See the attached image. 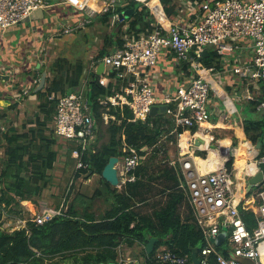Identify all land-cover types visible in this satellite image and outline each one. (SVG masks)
<instances>
[{"label":"built area","instance_id":"built-area-1","mask_svg":"<svg viewBox=\"0 0 264 264\" xmlns=\"http://www.w3.org/2000/svg\"><path fill=\"white\" fill-rule=\"evenodd\" d=\"M91 1L0 0V30L4 32L29 17L32 11L58 2L86 15L85 19L73 26L63 28L64 33H70L90 22L97 11ZM93 1H101V10L106 11L115 0ZM136 1L148 6L157 19V25L151 32L139 36L126 35L122 46L104 54L100 60H92L94 70L99 62L104 65L99 74V83L104 86L113 84L111 89L114 94L99 98L98 102L106 109L117 108L121 114L126 110L131 115V121H145L153 105H165L164 113L172 118L176 128H185L177 133L179 155H192L196 149L202 148V144L195 145L194 140L197 137L203 140L201 135H208L212 130L213 125L209 124L211 115L221 111L225 100L233 104L219 81L218 75L223 69L206 66L202 62L205 48L212 47L223 64V57L232 54L239 41L248 40L246 46L250 48V55L224 71L238 76V84L242 87L236 95L237 101L240 98L258 101L256 97L261 93L259 81L264 80V0H203L198 4L201 19L183 23L165 17L158 0ZM168 51L174 53V64L185 67L190 75L165 92L156 93L148 71L156 66L159 56ZM87 82L88 79L82 75L80 85L73 91L49 95V99L56 102L52 119L54 133L75 143L76 147L71 152L72 157L76 158V169L85 166L82 154L96 137L91 105L83 91L84 87L88 89ZM116 83L118 88H115ZM27 91L24 88L13 95L22 97ZM256 108L264 109V99L257 103ZM103 119L108 123L115 116L104 112ZM191 128L196 130L191 132ZM209 137L212 140L213 136ZM221 144L220 140L217 150H222ZM262 146L258 152L250 148L251 156L244 163L242 175L250 177L257 172L258 164L264 163V141ZM223 148L227 150L223 161L206 172H201L189 160L182 161L188 201L205 241L198 250L200 264H210L211 256L215 264H245L243 259L250 260L252 264H264V187L256 191V197L245 200L243 209H251L255 219L253 227L248 228L238 207L247 193L244 189L246 186L241 185L240 179L237 180L235 176L234 171H239L237 166L234 169L226 167V162L236 156L237 148L231 147V144ZM123 151L125 153L116 163L121 185L134 180L133 171L144 159L135 148L124 147ZM29 208L32 214L29 219L37 224H43L66 211L62 204L54 207L44 205L39 210L33 206ZM222 227L227 229L226 237L231 247L227 255L216 249L215 239ZM153 264H192V260L189 254H178L163 248L155 252Z\"/></svg>","mask_w":264,"mask_h":264},{"label":"trees","instance_id":"trees-1","mask_svg":"<svg viewBox=\"0 0 264 264\" xmlns=\"http://www.w3.org/2000/svg\"><path fill=\"white\" fill-rule=\"evenodd\" d=\"M160 1L168 15L176 14L174 0ZM125 9L131 12L126 18H117L115 23L118 32L125 24L127 28L124 34L127 35L139 36L141 33L151 32L154 28L153 15L148 7L135 0H127L122 7H109L103 12L105 22ZM112 37L113 35L105 38L106 49L99 53L97 60L107 52L108 42H111ZM122 37L123 35H115L116 47L124 43ZM203 62L206 66L221 67L220 59L214 51L204 57ZM83 69L84 65L79 61L72 63L65 57H58L50 64L43 89L33 92L39 103L38 112L25 122L30 125L23 132L12 126L2 132L5 146L0 168V264H48L45 263L46 260H50L49 264H125L124 261H119L118 249L122 243L130 247L134 244L143 245L145 264H153L154 252L162 244L178 254L190 255L192 248L200 250L205 244L204 236L194 220L188 198L181 187L183 176L180 169L167 160L164 142L159 145L163 137L176 141L177 133L182 128L179 127L177 133L173 132L174 122L166 113L149 115L145 121H131V115L126 110L121 114L117 108H104L98 99L114 94L111 89L113 84L101 85L96 72L91 74L87 98L96 124L97 138L82 154L85 166L75 169L74 178L82 174H98L107 190L96 189L93 196L106 194L108 208L98 217L88 210L80 213L70 204L65 213L56 215L43 224L27 218L22 227L10 231L1 227L5 212L17 214L24 219L21 202L35 201L48 186V170L54 168L58 156L55 148L57 135L53 126L49 125L56 102L49 99V95L63 94L77 88ZM118 87L116 83L115 88ZM259 98L264 99V84ZM104 112L113 114L115 119L105 123ZM21 128H25V124ZM230 128L231 125L226 130L231 132ZM243 129L251 142L264 141V119L246 116L243 119ZM103 133L108 137L98 144L97 139ZM229 136L235 144L233 135ZM75 147L74 142H69L68 154ZM124 147L135 148L144 159L133 171L134 180L126 181L120 187H113L101 176V171L110 156L120 157L125 153ZM160 154L162 157L158 159ZM226 167H232V158L226 162ZM263 187L264 183L257 186V189ZM143 207H147V211H143ZM241 213L248 228H251L254 224L252 214L248 211ZM149 236L162 240L157 241L154 249L147 254L144 245ZM222 253L228 254L225 249ZM57 257L60 259L51 261ZM211 261L210 264H215L212 256Z\"/></svg>","mask_w":264,"mask_h":264},{"label":"crops","instance_id":"crops-1","mask_svg":"<svg viewBox=\"0 0 264 264\" xmlns=\"http://www.w3.org/2000/svg\"><path fill=\"white\" fill-rule=\"evenodd\" d=\"M115 1L110 6V8L113 9L115 7H122L127 2V0H122V2L115 5L114 4ZM181 1H182V4L184 7L176 4V0H174V3L176 4V8H177L176 14L168 15L164 10V7H163L161 1L158 0V2L161 3V5L163 7V10L165 12V17H167L168 19L173 20V21H178L181 23L187 22V21H189V22L199 21L201 19L202 12L200 10V7H198V4H200V2L203 0H181ZM91 3L95 6L97 11H102L101 6L103 5V3L101 1H93L92 0ZM138 3L146 6L142 2L138 1ZM146 7H148V6H146ZM41 10L43 13L41 17H37V18L27 17L22 22H20L18 25L11 27L12 28L11 30L24 29L26 31L25 34H27V32H28V34H30L32 36L31 43H28V45L21 51L14 49V48H11L12 46H11L9 40L12 37H10V38L7 37V35H10L7 33V31L10 28L4 32H2L0 30V73L9 75L8 81H1L0 82V108H2V109L7 108L9 106V104H11V102H18L15 104L19 108L21 106L20 100H22L24 97H26L27 101L33 100V99H35V100L38 99L37 95L33 92H35V88L37 87V85L40 81V77H41L42 72H46V77H47V74H49V66H50V64L45 66V64L43 63V60L40 58L41 52H44V51L51 52L53 50V46L56 44L58 45L57 47L60 48L58 41H61L62 38L64 37V35L70 34V33H64L63 26L67 25L68 23H74L75 24L76 22L85 19V16H86L85 13L80 12V11H75L71 6H69L67 4H61L58 2H53L49 7L43 8ZM126 11H127V14L125 13ZM103 12H105V11H102V13H98V15H96L94 18H92V20L90 19L89 23H91L90 25L97 24V26H98V28L96 29L97 33H96L94 38L97 41V45L101 44V46H102L99 53L103 49H106L105 45L107 44V42L104 41L105 38H107V37L109 38V37H111V35H113L111 42H108V46H107L108 50L106 52V53H108V52L112 51L117 46V43L115 40V35L121 36V33L116 32L117 30H115V28H112L110 31H108V33L106 35H102L105 33L104 31L107 29V25H109V23L105 22V20H104ZM130 12H131V10L125 9V10L119 12L118 14H115L116 17L113 19L117 20L118 17H119V19L126 18L127 16L130 15ZM121 14H122V16H121ZM152 19H153V21H152L153 24L157 25L156 17L152 16ZM111 24L113 25L114 23L111 22ZM124 27L126 29L127 24H125ZM87 28H89V27H87ZM73 31H77V29H73L71 32H73ZM248 43H249L248 40L239 41L237 49L232 54H230L229 56L223 57V64L221 63V67H220V69H223V72H221L218 75L219 81L223 87V90L225 91L227 97L229 99H232L233 104H230L227 100H225V103L223 102V105L220 107L221 111H219L218 113L215 112L211 115V119L209 121V124L213 125L211 128L212 130H211V132L209 131L208 135H205V136L202 135L203 140L200 143V144H202L201 149H196L192 155H189V154L184 155V156L179 155V158H178L179 162H176L174 160L169 161V163L171 165L180 169L182 176H183V172H182V161L183 160H189L190 162L193 163V165H196L201 172H204V171L201 169L200 161L206 159L208 156H211L215 159H217V157L220 156V157H222V161H223V158H224L223 155L226 152L225 151L226 148H223V147L229 146V144H231V147H232L233 142H232L231 137L221 139L222 150L221 151L217 150V149L212 150L209 147L210 146L209 141H211L209 136L210 135L213 136L212 132L216 129H221V128L227 129V127L231 125L230 130L232 132L233 138L235 139V141H237V145L234 147L238 148V147H241V144H243V143L247 144V150L249 152V156H246L244 158V163L251 156L250 148H252L253 150L255 149V151L258 152V150L261 151L260 149H262V147H263L262 146L263 140H261L262 142L260 144V147L257 148L256 144L258 141L257 142H251L246 137L244 129H243V119L245 117H244V115L240 116V114L238 113L237 105H236L237 102L244 101L245 106L247 105L246 107H248V108L250 107L253 110H259L256 108V106H257V103L260 101L259 97H260L261 93L259 96L256 97V98H258V101H256V100L255 101H253V100L248 101V100L241 99V98L238 99V101H237L236 95L239 93L238 91H240V89L242 87V86H239V84H238V76L232 74L231 72H225L224 71L225 68H229L232 65H236L237 63L243 62L244 59H246V57L250 55V48L246 46ZM19 45H20L19 47H22L25 44L24 45L19 44ZM210 48H212V47H210ZM210 48L208 47V49H207L209 52L208 55L211 53V51H214L213 48L212 49H210ZM99 53L95 57H91L88 60L87 65H84L83 78L88 79V81L91 78V74L93 72H96V69L94 70L92 67V60H97L96 58L99 55ZM58 57H63V56L59 55L56 57V59ZM203 58H202V62H203ZM56 59H54V61ZM46 67H48V69ZM41 68H43V70H41ZM148 73H149V79H150L152 85L154 86L156 93L165 92L166 90L171 88L170 86H174L175 84H178V82H179L178 80L183 81L188 75H190V74H188V71L185 69V67H182V66L179 67V66H176L174 64V53L171 51L164 52L163 54H161L157 60L156 66L154 68H152L151 70H149ZM37 75H38V77H36ZM263 84H264V80L259 81V86H260L261 92H262V85ZM24 88L28 89L27 94L23 95L22 97H15L13 95L16 92L20 93ZM261 100H263V99H261ZM28 102H30V101H28ZM38 103H39V99H38ZM253 103H255V106L253 105ZM37 112H38V104H37V111L34 114H36ZM2 114H4V113H2ZM25 124H26V129H27V127L30 124L29 123H25ZM49 125L51 127L53 126L52 120L49 123ZM178 128L179 127L176 128L175 123H174L173 132L177 133ZM181 128H182V131L185 130L184 127H181ZM22 129H24V128H22ZM195 130H196V128L190 129L191 132H194ZM213 138H212V140H213ZM194 144H195V142H194ZM237 160L238 159H236V156L233 157L231 168L236 167V161ZM193 169H194V167H193ZM235 172H236L235 176H236L237 180L240 179L239 177H242V180H243L242 182H244V184L242 183L241 185L247 186V180L249 177L242 175V173L239 174V171L235 170L234 173ZM183 178L185 179V182L181 181V184L183 185L184 193L186 194V196L188 198L186 187H185L187 184V180L184 176H183ZM244 189H245V191H247V193L241 199L238 207L241 211L250 212L252 214V217H253L252 220L255 223V219H254V215L252 213V210L251 209H243V206L246 205L245 204L246 198L256 197V191H258L259 189H257V187H256V189H254V188H251L248 190L246 188H244ZM31 206H33L32 203L29 204V207H31ZM46 206H48V205H46ZM48 207H54V206H48ZM253 225L251 227H253ZM149 237H151V236H149ZM224 242H227V246L223 249H225L226 251L229 252L231 247L229 246V242L227 240V237L218 246L222 247V244ZM134 247L137 248L138 250H140V252H135V251L132 252L131 250ZM142 248H143V245L134 244L133 246L130 247V246H126L124 243H122L120 245V249H119V251L123 252L122 253L123 254L122 261H124L125 264L126 263L127 264H145L144 263L145 254H142ZM163 248H167V247L162 244L156 248L155 252H157L158 250H161ZM155 252H154V254H155ZM137 261H138V263H137ZM243 262L245 264H252V262L248 259H243Z\"/></svg>","mask_w":264,"mask_h":264},{"label":"rangeland","instance_id":"rangeland-1","mask_svg":"<svg viewBox=\"0 0 264 264\" xmlns=\"http://www.w3.org/2000/svg\"><path fill=\"white\" fill-rule=\"evenodd\" d=\"M120 2H122V0H116L114 4L117 5ZM176 4L184 7L181 0H176ZM102 11H96L91 16L90 19L92 20V18L98 15V13H102ZM111 22H113L114 24L112 25ZM115 22L116 20L111 18L110 21L107 22L109 23V25H107V29L104 31L105 33L102 35H106L108 31H110L112 28H115V30H117V24ZM90 24L91 23H86L83 28H78L77 31H73L70 32V34L64 35L62 40L58 41L60 48H58L57 47L58 45L56 44L53 46V50L51 52L48 51L41 52L40 58L43 60L45 66L51 64L54 61V59H56V57L59 55L66 57V59H68L72 63L79 61L83 65H87L88 60L91 57H95L102 48L101 44L97 45V41L94 38L97 33L96 32V29L98 28L97 24H92V25ZM73 25L74 23H68L67 25H64L63 28L65 26H73ZM122 27L123 28H121V30L117 32L121 33V35H123L122 38H124L127 34H124L125 27L124 26ZM11 29L12 28H10L7 31V33L10 34L7 35V37L8 38L12 37L9 40L12 46L11 48L21 51L28 45V43H31L32 36L28 34V32L27 34H25L26 31L24 29H19V30H11ZM19 44L21 45L25 44V45L19 47L20 46ZM46 68L48 69V67ZM36 77H38V75ZM87 90H88L87 88L85 87L83 88L85 95H87ZM28 101L26 100V97H24L22 100H20L21 106L19 108L15 104L18 102H11V104H9L7 108H3V109L0 108V168H1L2 159L4 158V146H5V140L2 137V132L5 131L8 126L16 127L18 131L23 132L24 130H26L25 122L29 118H33L34 113L37 111L38 99L37 100L33 99ZM11 105H15V106L12 107ZM236 105L240 116L244 115V117L247 116L248 118L264 119V109L253 110L250 107L249 108L246 107L247 105L245 106L244 101H239L236 103ZM2 113H4L5 115L4 117L1 116ZM24 124H25V128L22 129L21 127L24 126ZM2 127L3 129H1ZM212 134L214 138L213 140L209 141L210 142L209 147L212 150H214L218 148V142L221 139L229 138L230 137L229 135H231L232 132L221 128L214 130ZM107 137H108L107 134L103 133L100 136V138L97 139V143L99 144L106 141ZM96 138L97 136L95 137V139ZM178 141L179 140L177 136L176 141L173 140L169 141L168 139L163 137L159 142V145H162L161 142H164V146L167 148L168 161L174 160L176 162H179L178 158H179L180 148L178 145ZM69 142L70 141L68 140L57 137V143L55 145V148L58 152V156L54 164V168L48 170V173L50 174L49 184L42 191L41 196L37 197L35 201L21 202V207L23 209L22 215L24 216V219L30 218L32 215L29 208L30 203H32L33 207L36 210L41 209L44 205L59 206L61 204L63 205L64 210H67L69 205L73 204L78 212L82 213L84 210H88L94 213L98 217L102 215V213L106 208H108L109 200L106 199V194L96 195L95 197L93 196L94 191L96 189H100L101 191L107 190L105 185L101 183L98 174H93L89 176H85L82 174L79 177L74 178V173L76 169V158L72 157V152L68 154ZM236 145H237V141L236 144H232V147ZM161 157L162 155L160 154L158 156V159H161ZM182 181L185 182V179L183 178ZM120 186L121 184H119L117 187ZM256 187L257 186L253 188L256 189ZM141 209L143 211H147V207H143ZM24 219H22L17 214L14 213L8 214L5 212L3 215V223L1 227L9 231L15 228L22 227L23 225H25L26 222V220ZM226 246H227V242H224L222 244V247L221 246L216 247V249L221 252L223 248H225ZM131 251L140 252V250H138L135 247L132 248ZM122 253H123L122 251H119V261H122L123 259ZM59 259L60 257H57L52 259L51 261L54 262ZM45 263L49 264L50 260H46Z\"/></svg>","mask_w":264,"mask_h":264},{"label":"water","instance_id":"water-1","mask_svg":"<svg viewBox=\"0 0 264 264\" xmlns=\"http://www.w3.org/2000/svg\"><path fill=\"white\" fill-rule=\"evenodd\" d=\"M125 13L127 14V11ZM42 14L43 13H42L41 9H36V10L31 12L29 17L30 18H37V17H41ZM121 16H122V14H121ZM208 53L209 52H208L207 48H205L202 51V58L206 57L208 55ZM103 67H104L103 62H99L98 66L96 68V74L97 75L101 74ZM8 80H9V75L0 73V82L1 81H8ZM45 82H46V72H42L41 77H40V81H39L37 87L35 88V92L41 90L44 87ZM165 109H166L165 105H159V106L153 105L150 109L149 115L154 116L157 113H164ZM194 142L197 145V144L202 142V139L197 137ZM261 142H262L261 140H259L257 142V144H256L257 148L260 147ZM225 151L227 152V150H225ZM118 161H119L118 156H110L108 158V161L106 162V164L104 165V167L101 171V176L105 179V181H107L113 187H117L119 185V178H118L117 169H116V163ZM262 183H264V163L258 164L257 172L248 178L247 186L245 188L248 190V189H251L255 186L261 185ZM226 236H227L226 227H222V230L220 231V233L217 235V237L215 239L216 245H220L224 241ZM161 240H162V238H158L155 236L149 237L147 242L144 245L145 252L147 254L150 253L154 249L157 241H161ZM190 257L192 260V264H200L197 248L191 249ZM137 263H138V261H137ZM98 264H118V263H116V262H107V263L99 262Z\"/></svg>","mask_w":264,"mask_h":264},{"label":"bare ground","instance_id":"bare-ground-1","mask_svg":"<svg viewBox=\"0 0 264 264\" xmlns=\"http://www.w3.org/2000/svg\"><path fill=\"white\" fill-rule=\"evenodd\" d=\"M183 142L184 141H182V145H184ZM246 156H249V152L247 150V144L243 143V144H241V147H238L236 149V159H238L236 161V166L239 168V174L242 173V171H243V167L245 165L244 164V158ZM221 162H222V157H220V156H218L217 159H215L211 156H208L206 159L200 161V163H201L200 165H201V169L204 172H206V171H209V170L215 168V166L219 165ZM239 178H240L239 183L242 184L243 183L242 177H239Z\"/></svg>","mask_w":264,"mask_h":264}]
</instances>
